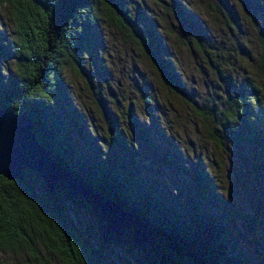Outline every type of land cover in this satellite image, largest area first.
I'll list each match as a JSON object with an SVG mask.
<instances>
[{"label":"trees","instance_id":"16d2710c","mask_svg":"<svg viewBox=\"0 0 264 264\" xmlns=\"http://www.w3.org/2000/svg\"><path fill=\"white\" fill-rule=\"evenodd\" d=\"M4 2L10 7L15 38L10 47L0 43V57L11 59L14 76H0V109L24 114L37 143L52 160L142 223L150 231L151 243L141 247L131 239L132 228L124 227L121 240L114 243L104 244L100 231L98 248H93L69 215L82 205L91 209L98 220L99 214L91 204L82 195L70 196L63 182H58V190L49 193L34 171L24 169L22 181L0 177V249L24 246L33 250L39 243L58 264H114L109 253L111 245L127 241L141 252V264H249L227 219L211 208L215 194L207 184V173L196 171V192L186 205L173 199V194L162 192L129 161V149L113 123L107 132H113L108 135L114 144L106 151L91 142L69 101L62 74L64 64L81 72L84 63L94 62L100 42V6L115 26L125 29L140 47L168 90L188 102L199 118L206 117L213 123L209 130L213 139H218L219 144L225 140L243 142L264 160V29L257 35L260 52L254 76L236 82L234 75H224L223 68L212 63L216 57L206 50L209 42L197 30L192 15L175 1L174 15L189 30L186 42L203 54L215 66L218 77L228 84L219 105L203 116L186 95L159 35L142 20L135 22L136 18L127 11L126 0ZM128 115L131 124L139 129L132 108ZM142 134L148 142V131ZM40 263L50 264L44 259Z\"/></svg>","mask_w":264,"mask_h":264},{"label":"rangeland","instance_id":"374dc122","mask_svg":"<svg viewBox=\"0 0 264 264\" xmlns=\"http://www.w3.org/2000/svg\"><path fill=\"white\" fill-rule=\"evenodd\" d=\"M175 1L192 15L197 30L209 42L206 50L216 57L212 63L239 82L254 76L260 52L257 35L264 29V0H126L135 22L142 20L155 29L186 95L205 116L222 101L227 80L219 78L215 66L186 42L189 30L174 15ZM97 29L100 42L94 62L84 63L81 72L64 64L62 74L69 101L91 142L106 151L114 144L107 132L113 123L129 149V161L139 167L142 177L185 205L196 192V171L204 170L215 194L212 210L227 219L249 264H264V160L243 142L219 144L213 139L209 135L213 123L199 118L188 102L168 90L140 47L100 6ZM14 38L10 7L0 0V43L10 47ZM0 76H14L9 57H0ZM129 108L139 129L130 122ZM142 131H148V142ZM69 215L90 245L98 248L100 228L93 211L81 205ZM109 253L114 264H141V252L131 242L112 244ZM42 259L58 264L39 243L33 250L0 249V264H41Z\"/></svg>","mask_w":264,"mask_h":264},{"label":"water","instance_id":"95a60500","mask_svg":"<svg viewBox=\"0 0 264 264\" xmlns=\"http://www.w3.org/2000/svg\"><path fill=\"white\" fill-rule=\"evenodd\" d=\"M24 169L34 171L51 194L58 190V182H63L70 196L82 195L99 214L104 244L120 241L124 227L132 228L131 239L141 247L151 243L150 231L142 223L71 177L52 160L37 143L30 120L24 114L0 109V177L22 181Z\"/></svg>","mask_w":264,"mask_h":264}]
</instances>
